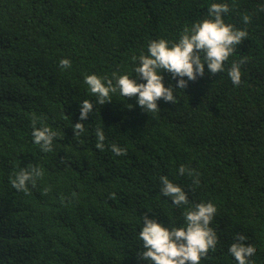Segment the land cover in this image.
Masks as SVG:
<instances>
[{
  "label": "trees",
  "instance_id": "trees-1",
  "mask_svg": "<svg viewBox=\"0 0 264 264\" xmlns=\"http://www.w3.org/2000/svg\"><path fill=\"white\" fill-rule=\"evenodd\" d=\"M213 3L228 4L225 23L248 32L224 71L212 76L205 66L203 77L174 90L176 104L160 100L156 112L118 89L75 137L80 103L95 101L85 76L134 78L132 57L147 55L152 40L178 42L186 26L212 18ZM243 57L236 86L228 70ZM62 59L71 67L62 69ZM162 75L177 86L179 77ZM33 117L58 133L52 152L35 144ZM112 144L127 154L114 155ZM29 163L44 175L25 193L10 178ZM161 176L182 187L189 205L162 195ZM208 202L218 244L201 264H238L229 252L237 234L257 249L254 264H264V0H0V264H148L138 256L143 216L181 227L186 210Z\"/></svg>",
  "mask_w": 264,
  "mask_h": 264
},
{
  "label": "clouds",
  "instance_id": "clouds-1",
  "mask_svg": "<svg viewBox=\"0 0 264 264\" xmlns=\"http://www.w3.org/2000/svg\"><path fill=\"white\" fill-rule=\"evenodd\" d=\"M211 19L198 21L186 26L178 42L169 46L166 39L152 40L148 45V54L132 57L139 61L135 68L136 76L128 74L118 75L113 73L112 78L99 77L96 74L85 76L91 94L95 101L84 100L80 103V121L73 125L75 137L79 138L85 133L86 128L82 121L87 120L89 113L96 111L94 105L103 106L113 101L112 94L119 89L120 95L126 98H136L138 105L147 113L160 109L158 102L163 100L168 103H177L178 97L174 95L175 89H187L189 81H196L205 75V66L212 76L224 71L225 62L236 51L248 36L246 30L235 29L231 24H226L223 15L229 12L226 3H213L209 8ZM244 22H249V17H244ZM247 61L243 57L239 62H234L228 70V76L234 85L242 82L241 65ZM62 69L71 67V61L62 59L59 62ZM171 74L173 79L179 77L176 87H166L163 72ZM187 77V79H184ZM137 78L146 81L138 83ZM115 80V85L113 84ZM38 118L33 117L32 136L35 144L39 145L45 153L53 151V141L58 133L47 125L37 127ZM42 123V121H41ZM96 148L105 150V132L97 127L95 131ZM111 151L116 156L127 154V150L116 144L111 145ZM181 175L187 173L196 176L194 183H199L198 174L194 169L181 165ZM44 175L43 169L29 163L21 168L10 182L13 188L28 193V185L36 186V182ZM161 193L170 197L176 206L189 205L187 193L181 186L174 184L167 176L160 177ZM48 189L44 190L47 195ZM75 195V193H73ZM111 199L116 198V193L110 194ZM217 213L216 206L211 203H198L184 212L185 224L181 227H165L156 219L143 216V227L139 234L143 242V251L138 256L148 261V264H201L209 251H215L218 244L216 231L210 226ZM248 238L242 234L236 235V240L229 247L230 254L238 264H254L250 259L257 249L245 243Z\"/></svg>",
  "mask_w": 264,
  "mask_h": 264
}]
</instances>
